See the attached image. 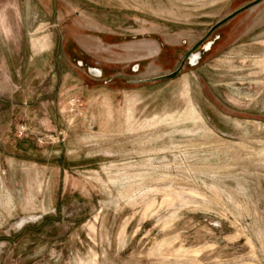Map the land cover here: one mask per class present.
I'll use <instances>...</instances> for the list:
<instances>
[{"label": "rangeland", "instance_id": "rangeland-1", "mask_svg": "<svg viewBox=\"0 0 264 264\" xmlns=\"http://www.w3.org/2000/svg\"><path fill=\"white\" fill-rule=\"evenodd\" d=\"M253 1L0 0V264H264Z\"/></svg>", "mask_w": 264, "mask_h": 264}, {"label": "water", "instance_id": "water-1", "mask_svg": "<svg viewBox=\"0 0 264 264\" xmlns=\"http://www.w3.org/2000/svg\"><path fill=\"white\" fill-rule=\"evenodd\" d=\"M264 2V0H255L253 2H251L250 4L244 6L243 8L237 10L236 12H234L233 14H231L230 16H228L227 18H225L224 20H222L221 22H219L218 24H216L213 28H211V30L209 31V33L200 41L198 42L193 48L192 50H190L189 52L185 53L184 55V60L182 61L179 69L177 71H175L174 73L167 75V76H163L160 78H157L155 80H149V81H163V80H174L176 79L181 72L183 71V69L185 68V65L188 63L190 66H196L199 63L200 60V56L198 55V59L197 61L193 64L191 62V59L196 55V51L200 48V47H205L208 48L210 47V44H205L206 41L218 30L220 29L222 26L226 25L227 23H229L231 20H233L234 18H236L237 16L241 15L242 13L250 10L253 7L259 6L260 4H262ZM209 45V47H207ZM148 80H144L142 81L143 83L149 82Z\"/></svg>", "mask_w": 264, "mask_h": 264}, {"label": "flooded vegetation", "instance_id": "flooded-vegetation-1", "mask_svg": "<svg viewBox=\"0 0 264 264\" xmlns=\"http://www.w3.org/2000/svg\"><path fill=\"white\" fill-rule=\"evenodd\" d=\"M207 47H209V45L207 46ZM204 48V46L202 47V49ZM197 55V54H196ZM197 59H198V56H196L195 57V59L192 61V62H196L197 61ZM188 64V63H187ZM90 70H91V72L93 73V74H95V75H99V76H102V72H101V70H98V69H91L90 68Z\"/></svg>", "mask_w": 264, "mask_h": 264}, {"label": "bare ground", "instance_id": "bare-ground-1", "mask_svg": "<svg viewBox=\"0 0 264 264\" xmlns=\"http://www.w3.org/2000/svg\"><path fill=\"white\" fill-rule=\"evenodd\" d=\"M198 56V55H195L192 59H191V62L195 59V57ZM194 64V62H192Z\"/></svg>", "mask_w": 264, "mask_h": 264}]
</instances>
